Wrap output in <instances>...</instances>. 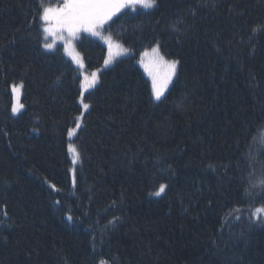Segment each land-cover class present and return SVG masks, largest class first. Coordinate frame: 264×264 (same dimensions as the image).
<instances>
[{"label":"trees","instance_id":"obj_1","mask_svg":"<svg viewBox=\"0 0 264 264\" xmlns=\"http://www.w3.org/2000/svg\"><path fill=\"white\" fill-rule=\"evenodd\" d=\"M41 2L64 0H0V264H264V0L123 9L105 30L131 53L81 120L79 69L44 48ZM76 45L86 71L102 65L100 40ZM156 45L177 61L160 100L138 65Z\"/></svg>","mask_w":264,"mask_h":264},{"label":"snow or ice","instance_id":"obj_2","mask_svg":"<svg viewBox=\"0 0 264 264\" xmlns=\"http://www.w3.org/2000/svg\"><path fill=\"white\" fill-rule=\"evenodd\" d=\"M157 3V0H64L62 5L57 7L45 6L43 2L40 5V20L43 23V32L49 35H56L58 32L67 31L69 36H74L77 32L83 30L90 33L93 36L100 35V29L112 19L117 13L121 12L123 9H132L136 10V7L139 6L143 9H152ZM54 22V23H53ZM105 43L108 45L109 54L108 58L105 60V64L109 63L113 56V48H119V45H114L111 37L103 38ZM45 49H51L52 44L45 43ZM126 51V50H125ZM65 53L72 57L74 61L80 64L83 67L82 62L78 59L79 54L74 53V50L71 48L70 43H66ZM118 54V53H117ZM144 55H149L145 53ZM152 55L158 58L159 62H163L167 68V71L161 76L157 73H153L149 65H144L145 70L149 71V74L152 76V90L153 96L156 100H160L163 95L164 88L167 86L168 81L171 79V76L175 73L177 61H164V58L159 55L157 48L152 49ZM143 63V61H142ZM96 82V73H92V78L89 80L85 76L84 81L81 84V88H90ZM21 85H13L12 92L13 94L17 93ZM83 94V93H82ZM85 109L89 107L88 104L83 105ZM22 107V105L20 106ZM13 113L18 111L16 104L12 107ZM77 127H79V120H77ZM74 130L69 129L68 136L73 135ZM69 152L74 154L73 163L76 162V157L78 153L76 149L69 144ZM264 184V181L260 182ZM257 185H253L256 187ZM53 191H57L55 185L51 186ZM165 190V185L161 184L159 191L155 192L154 195L159 196ZM264 213V208H257L253 213V217L258 219L257 214ZM68 220L71 221L72 217L69 216ZM264 222V221H259ZM100 264H106V261L101 260Z\"/></svg>","mask_w":264,"mask_h":264},{"label":"rangeland","instance_id":"obj_3","mask_svg":"<svg viewBox=\"0 0 264 264\" xmlns=\"http://www.w3.org/2000/svg\"><path fill=\"white\" fill-rule=\"evenodd\" d=\"M62 5V4H61ZM120 13V12H119ZM117 13V14H119ZM116 14V15H117ZM115 15V16H116ZM114 17V16H113ZM111 20H109L101 29H100V35L99 36H93L91 35L90 33L88 32H85L83 30L77 32L74 36H69L68 32L67 31H63V32H58L56 35H49V34H46L43 32V23L42 22V32H43V35L45 36L44 39H46V42L49 43V44H52L53 47L51 49H47L48 51H52V50H55L56 48L58 47H61L63 53L65 56H67L71 62L79 69V74L81 76V84L82 82L84 81V78L85 76H87L89 78V80H91L92 78V73H96V82L95 84L90 87V88H85V89H82L81 88V95H80V103L82 105V113L81 115L79 116L80 117V120L82 119V116H83V113L84 111H86V109L84 108V104H87L83 101L82 99V96L89 91V89L93 88L97 83L99 84V78H100V73H101V70L102 69H105L109 66H111L116 60L120 59V58H123L125 57V55H128L130 54L131 52L129 51L128 48H126L121 42H119L118 40H116L115 37H113L112 35H110L108 32H106L105 30V27L106 25L110 22ZM54 23V22H53ZM81 36H87V37H91V38H94V39H97V40H100L106 47V57H105V60L108 58V54H109V49H108V45L107 43H105V40L103 38H106V37H111L112 39V42L114 45H119V48H116L114 47L113 48V56L110 60L109 63L105 64V60L103 61L102 65L94 70H91V71H86L85 70V67H81L79 63H77L76 61H74L72 59L71 56L67 55L65 53V46H66V43H70L71 45V48L74 50V53H78L79 54V57L78 59L80 60V62H84L83 60V57H82V54L80 53V51L77 49V45H76V42L77 40L81 37ZM76 40V41H75ZM153 48H157L158 51H159V55L162 56L164 58V61H175L173 59H170V58H167L165 57L161 51H160V48L156 45L155 47ZM152 48V49H153ZM152 49H149L147 51H144L142 53L139 54V60H138V65H140L141 69H142V72L147 76V78L149 79L150 83H151V88H152V76L149 74V71H146L145 70V66L144 65H149V68L150 70L153 72V73H157L159 75H163L166 71H167V68L166 66L164 65L163 62H159L158 61V58L157 57H154L152 55ZM126 50V51H125ZM118 53V54H117ZM145 53H148L149 55H144ZM143 61V63H142ZM177 67V65H176ZM175 72H176V69H175ZM175 73L171 76V79L168 81L167 83V86L164 88V92H163V95L165 94L166 90L168 89L173 77H174ZM15 85H21V83H16ZM13 86V85H12ZM12 86H11V91H12ZM88 90V91H87ZM83 93V94H82ZM21 94H22V88H20L18 90L17 93L13 94L12 92V95H13V103H12V107L14 104L17 105L18 107V111L16 113H13L12 111V114L15 115V116H18V114L20 113V111L22 110V107H20L22 104H21ZM162 95V96H163ZM161 96V97H162ZM152 98L154 100L155 97L153 96V90H152ZM77 131V129H76ZM76 131L73 132V135L71 136L72 138L75 136L76 134ZM74 148H75V145L73 143H70ZM74 159V158H73ZM74 166L76 167L77 166V162L74 163L73 165V168ZM264 208V207H263ZM258 216V219L256 217H252V220L259 224V225H264V222H259V221H264V213H260V214H257Z\"/></svg>","mask_w":264,"mask_h":264}]
</instances>
